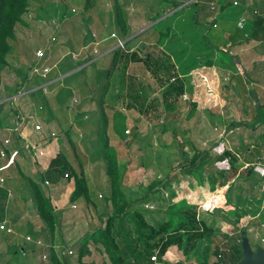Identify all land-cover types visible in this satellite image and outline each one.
<instances>
[{
	"label": "rangeland",
	"instance_id": "374dc122",
	"mask_svg": "<svg viewBox=\"0 0 264 264\" xmlns=\"http://www.w3.org/2000/svg\"><path fill=\"white\" fill-rule=\"evenodd\" d=\"M81 1L82 0H79L78 4H81ZM175 1L177 4L181 1V5L177 8H172L174 4L173 2ZM91 2H94V0H91ZM118 2L120 3L121 7L125 6L130 8L133 7L134 9L137 8L135 10H137L139 15H141L145 24V26H140V30H144L145 35H149L151 39H153V37L156 35L155 32H162L163 29H166L167 31L170 29V26L181 29L185 33L187 31L191 32L190 30H194L197 31L195 35L198 36L195 38V40H204L205 44L202 46V48H204V46L208 43L215 44L213 41L219 39L220 37L223 38L225 28L229 26V24L231 26L236 24L235 22L240 18V11L242 10V7L232 6L231 0H118ZM209 3H215V6L211 5L209 7ZM60 4V0H53L52 7L58 8L60 7ZM259 4V1L254 2L252 8L257 11V14H262L264 11V4ZM216 6L218 9L217 12H219V14L221 13V22H219V28L215 29L212 28V26L211 28H208L209 25L205 24L204 19L206 16H209V14L215 13V11L210 10L212 7L216 8ZM72 7H75V9L77 8V13H72L70 9L71 7H68L66 8V12L64 13L63 17L58 19L55 17V19L59 21V27L60 25H65L69 26V28H72L71 24L73 23V20L82 16L78 7ZM105 8L104 2L98 6L97 11L102 9V11L105 12ZM142 9H144L145 13ZM253 9L252 12L254 11ZM32 13L37 14L33 11ZM97 13L100 14V12ZM254 16L256 15H253V17ZM105 19H110L109 13L106 15ZM105 19V31L106 33H109L112 27L111 24L107 23ZM207 20H209V18ZM26 23V27H16V37L10 42L11 51L7 57V65L0 68V139L3 140L2 135L4 134V127L10 125L7 122V118H11V115L15 113L14 110L12 111V109H10L11 107L9 105H2L4 102L3 100L9 97V103H11V101L15 102L13 97L18 95L23 96L26 91H30L27 94V96H29L28 98L32 99L34 97V102H36L38 105L37 99L39 97L43 98L44 95H46H42L43 92L41 89H39V87L41 84H47L45 83L47 80H43L36 76L35 73H32L35 71L32 69V67L35 66L36 68H40L43 64L49 65L51 67L55 65V69L51 70L52 73L50 72L51 75H48V80L52 79L50 77L54 76L57 71L61 74L59 78L62 77L64 81L61 84H56L54 86L50 84L47 86V92L53 94L54 90H56V92H58L57 99L59 104L63 103V105H60V109L63 108V110H61V130L56 131V133L60 134V136L56 139V141L60 143L59 151L62 150L61 153L66 157V159L68 158L67 162L69 168L72 167L71 165L73 164L77 173L82 170V176L86 180L85 184L89 195L88 199L83 196L86 201L85 204L82 202L83 198H80L79 202H81V207H78L76 211L73 212L74 214L70 215V219H73L72 225H69L68 228H64V230L61 229V231L59 230V232H57V226H59L61 217L59 216V218L54 221V226L49 229L52 232L51 237H49L48 234L45 235V232H40L39 235L45 240H50L51 238L52 243H54L53 241L57 239V245H72L71 247L73 255L67 259V263L76 264V260L78 259L76 250L78 248L77 246H79V243L76 245H73V243L78 239H83V237L89 233V231H94L97 227H100L102 220H100L99 215L107 213L113 208V204L109 196V191L111 189L110 179L106 173V175L104 174L105 163L103 164L102 160L100 159L102 157V150L98 139H101V135L98 131V128H79L78 126L76 128V126L73 127V125H70L69 121H72V115L70 120L68 116L67 118L62 116L63 113L69 112V110L65 108L64 102H66L71 95L77 97L80 96L78 93L79 87H77L74 83L75 77H71L70 79L66 78V75H69L67 73L71 71L73 72L70 74L74 73L75 70H77V68L80 67L85 61L83 59L79 61L72 59L71 62V59H66L67 57H65V60L62 63H60V60V64L56 63L55 61L63 53L68 51H76V53H78L81 40L78 41V44L61 50V46H65V44L61 45V29L57 31V41L53 43L49 41L51 30L46 23L37 22L34 17L27 19ZM70 31L73 33L74 30L71 29ZM77 38L79 40V37ZM77 38L75 37L74 39L77 40ZM101 39L102 38H99V36L97 37V40ZM114 41V46L116 47L117 39H114ZM75 43L77 42L75 41ZM205 47L207 48V45ZM51 48L52 50L50 51ZM37 49H41L43 52H45L44 59L38 60L35 57V52ZM103 50L104 45L99 46V49L97 48V55H94V59L90 62L91 65L86 64L87 68H91V70L89 69L91 72L86 74L90 81H92V78L95 80L97 77L95 82H91V88H99L100 85L104 84L105 82L111 81V78L109 76L107 77L106 74L108 73V69L110 70L111 64L113 62L111 64L110 62H107L108 56L106 54L102 55V53H100ZM117 50L120 51L119 48ZM86 52H91V48ZM50 53L52 56L50 55L51 57H48V54ZM90 56L93 55L90 54ZM183 56L184 55L175 56L179 66L180 57ZM215 57L219 60L226 59L224 54H220L218 56L216 52H212L209 59L213 61ZM194 62L199 63L197 59H195ZM256 63L257 62H255V64ZM262 63L264 64V61H262ZM80 68H78L80 71L83 69L86 70V68H81L82 70ZM188 71L191 73L188 84H195L196 89L198 90H201L202 87L195 81L202 80L201 82L203 83L204 80L205 83L203 84H205V88L206 86L212 88L214 80L217 84V79L223 77L221 74L217 75V70L214 69L207 71L206 68L200 67L198 69L190 68ZM112 72H114L113 69H111V74ZM205 72H211L215 78L209 76ZM192 73L196 74L192 75ZM117 74L119 73L117 72ZM199 74H202L203 77H201V75L199 76ZM230 76L231 75L229 74V77ZM121 81H123V79ZM35 82L36 86L39 84L37 88L35 85H33ZM94 83L97 84L94 85ZM234 85H236V83ZM34 87L36 91L33 89ZM9 88L12 89L8 93ZM247 88L248 93L245 97L243 94H241V91L239 90L240 88H238V98H244L243 101L247 99L248 105L251 106V111L249 106L245 105L243 113L246 115L232 117V119L229 120L226 119L227 122L225 124L222 123V118L219 119L213 115H207L205 117H197L192 115L191 119L189 120L188 117H186L185 112H183V116H180L178 121L176 120L177 124H174L173 122L172 126H167L165 130L161 129L162 125L160 124L159 117L156 120L154 117H143L142 119L144 122L142 126H139L140 128H132L129 126L128 128L115 129L117 133L122 132L124 136V142L122 141L119 143L120 146L117 149V152L119 154L118 157L120 162H125V164H123L125 169L122 170L121 176L118 178V183L120 188H122V193L124 194L125 199H139L148 191L153 189L152 199L150 202H148V205H152L153 208L145 209V204L137 205V209L141 212L146 224L154 227L158 222L166 221V211L168 210V206L185 201L188 205L195 208V214L198 215L201 220H204L207 226H211L213 223L216 226L211 231V233L206 234L205 243H200V246H195L198 248L194 249L193 253L183 256L180 252L173 251L175 255L172 254L174 256L172 257V260L168 261L167 259H161L155 264H171V262H175L180 259H182L184 264L215 263L217 260H219V258L215 256L214 248L216 246H222V252L226 250L223 246L227 244L226 237L229 238L230 235L232 238L239 239L240 242L245 236L248 239L249 245L253 251H255L257 248L264 247V242H262V239H264V179L255 172H252L251 175L247 176L241 173L234 177L232 175V168H228L227 163H222L227 161V157L223 154L224 152H227L230 154V156H234L232 152L226 149L228 146L226 144L217 143V145L214 147L208 148L206 145L207 139H215V141L221 140V137H218L221 134L219 133V129L225 128V125H229L227 128H235L231 127L230 124L232 122H239L241 124V126L238 127L240 131H243L240 133V136L242 137V140L246 142L243 144L244 149L246 150H233L239 154L240 159L243 160L244 155H247L248 152L254 150H249L247 147H250L254 144H257L258 146L261 145L258 144L261 142L258 133L252 132L251 128H259V130L262 129L264 132V105L261 107L259 105V107L255 108V111H257V115H255V117L250 115L253 112L254 104H256L255 99H258V103L261 101V91L254 88L252 84L247 85ZM31 90H34V92ZM205 91L206 89H204V92ZM92 92L94 91L92 90ZM30 94L34 95L30 96ZM210 95H212V93ZM100 98L101 96H97L95 100H99ZM118 101L119 102L115 104V106L118 107L117 109H121L119 104L122 102L124 104L122 107L126 108L125 98H121ZM72 102L73 101L71 100V104ZM40 107L42 109V106ZM184 107L185 106H183V108ZM97 109L99 108L97 107ZM73 110L74 109L72 108V111ZM187 120H189L190 123H193L192 128L187 127ZM254 121L259 125L253 127ZM239 129L237 132H240ZM79 132L83 134L82 140H79L78 138ZM133 133H136L135 139H132ZM16 134H19V132L8 133V135L12 137H14ZM37 134L40 133L37 132ZM110 134L112 135L113 133ZM139 134L141 139L138 140ZM261 134L264 136V133ZM238 135L239 134H236L235 136ZM26 140L22 138L20 141L27 147V144L29 145V143ZM230 142L237 144L238 138H232ZM128 143L130 145H127ZM2 144L3 141H1V147ZM6 147H9V145ZM39 147L42 148L41 144L38 146V148ZM19 149L20 156L27 155L28 151H30L28 148L23 149L20 147ZM209 149L211 150L210 153H212L211 156L213 159L208 161L203 166L202 173L198 175L199 178L195 176L192 178V176L189 175L185 176L181 172L183 151L187 154V157H190L193 153H203ZM262 151L264 153V150ZM224 158L226 159L224 160ZM5 160H7V158L3 159L0 157V165ZM234 161L236 163L238 162V165L241 166L238 159H234ZM78 165L82 168L81 170L78 168ZM262 165L264 166V163H262ZM22 173H24L23 170ZM22 175L26 176V178H23L22 182L29 183L28 178L30 175L26 173ZM0 176H4L10 181L14 179L12 178L13 176L8 175V173L5 174L1 172ZM5 178L3 179L5 180ZM212 180H215L216 182H213ZM18 186L19 185H15L11 187L8 185V183H6V181L5 183L0 184V191L4 193L5 196L3 198L4 201L1 200L3 201V209L0 208V223L2 221L7 222L5 220L6 209L8 203L12 201L6 195V191H9L12 197L15 198L19 195ZM41 188L43 189V186H41ZM44 188L47 191L51 187L49 186L48 188ZM213 188L214 190H212ZM45 193L46 197L50 198L49 195L51 194V191L50 193ZM67 210H69V213L73 211L70 209V206L67 207ZM121 228V232H118L115 225L113 228L112 236L114 237L113 242L117 243L116 249L109 245L107 239L104 240V245L100 243L96 244L90 241L88 244L89 254L82 257L83 264H134L132 259L137 256L139 249H142L143 245H146L145 241L142 239L144 237L142 234L148 233V231L144 229L142 231L141 229L138 230L139 224L129 216H126L122 220ZM23 232L24 231L19 230L16 233L17 238H19L21 241L20 243L22 247L23 245L27 247L26 243H23L25 235V232ZM242 232H244V235ZM19 233H23V235L20 236ZM29 234L32 238H35V235L32 232H29ZM124 235L127 236L129 243L124 240ZM2 239L3 243H7L8 240L6 241L4 237H2ZM46 242L48 243L49 241ZM17 249H20V247H17ZM12 254L13 257L17 259L20 256L19 250L18 253L14 254V252H12ZM33 254L34 257H36V260H30V264H51L49 259L50 255L47 252H44V255L47 258L44 260H42L41 257L35 255L36 253ZM60 254L57 253V255H54L61 264ZM136 264L139 263L136 262Z\"/></svg>",
	"mask_w": 264,
	"mask_h": 264
},
{
	"label": "crops",
	"instance_id": "0c3cea01",
	"mask_svg": "<svg viewBox=\"0 0 264 264\" xmlns=\"http://www.w3.org/2000/svg\"><path fill=\"white\" fill-rule=\"evenodd\" d=\"M231 1L232 3L237 1L239 3V6L237 7H242V10L240 11V18L243 17L246 19L245 28L242 30L237 28V23L240 18L236 20V24L234 26H231L229 23H227L229 26L225 28L223 38L220 37L219 39L213 41L215 44L208 43L206 44L207 48L205 47L206 45L204 48H202V46L205 44L204 40H195V38L198 36L195 35L197 31L194 30H190L191 32L187 31L185 33L181 29L170 26V29L167 31L166 29H163L162 32H155L156 35L153 37V39H151L149 35H145L144 30H140V26H145V24L141 15H139L138 11L135 10L137 8L134 9L133 7L130 8L125 6L121 7L118 0H94V2H91V0H82L81 4H78L79 0H60L61 4L58 8L52 7L53 0H31L30 10L37 13L38 19L40 18L44 20L55 19V17L57 19L61 18L66 12V8L71 7L70 9H75V7L72 6L78 7L82 16L73 20V23L71 24L72 28H69V26L60 25L58 31L61 29V45L65 44V46H61V50L78 44V41L81 40L79 44V52L76 53V51H68L63 53L55 62L59 63L60 60L62 62L64 58L68 57L70 54H78L79 56L77 61L83 59L85 62L82 63L80 67L86 68V70L83 69V72V70L78 67L82 71L77 68L74 73L70 74L73 72L71 71L67 73L69 75L65 74L67 76L66 78L71 79V77H75L74 83L77 87H79L78 93L80 96L77 97L71 95L70 98L64 102L65 108L68 109L69 112L63 113L62 116L65 118L68 116L69 120L73 116V122L69 121V124L73 125V127L76 126L77 128L78 126L79 128H98V131L101 135V139H98L99 143L101 144V150L103 149L104 144L107 143L108 146L112 147L117 154V170L119 176H121L122 170L125 169V166H123L125 162H120L117 149L120 146L119 143L122 141L124 142V136L122 132L117 133L115 128H128L129 126L132 128H140L139 126H142L144 122L142 119L143 117H154L155 120L159 117L160 124L162 125L161 129L165 130L167 126H172L173 122L174 124H177L176 120L178 121V118L183 116V112H185L186 117H188L189 120L191 119L192 115L197 117L213 115L219 119L222 118V123L225 124L227 122L226 119L229 120L232 119V117L246 115L243 113V109L245 105H248V100L245 99V101H243L244 98H238V88H240L239 90L241 91V94H243L245 97L248 93L247 85L249 84H252L254 88L261 91L262 101L258 103V99L256 98V104H254L253 112L252 114H249L255 117V115H257L255 108L259 107V105L260 107L264 105V64L262 63V61H264V41L260 39L255 40L247 38L249 34L248 29L251 28L250 22H252L256 16L264 17V11L262 14H257L253 17L252 7L254 2L259 1V5H262L264 4V0ZM104 2L106 7L105 12H103L102 9L97 11L98 6ZM173 3L174 4L172 8H174L175 4H177L176 1ZM211 5L215 6V3H209V7ZM142 10L145 13L144 9ZM217 10L218 9L216 6V8L210 10L215 11V13H211L209 16L205 17L204 22L205 24L209 25L208 28H211V26L215 29L219 28V22H221V13L219 14ZM77 11L78 10H76V13ZM97 12H100V14ZM108 13L110 16L109 20L105 19ZM208 18L209 20H207ZM104 19L107 23L111 24L112 29L109 31V33H106L105 31L106 23ZM247 23L250 24L248 25L250 26L248 29ZM213 25H215V27H213ZM120 27L122 28V31L120 30ZM71 29L74 30L73 33L70 31ZM120 31L122 33H120ZM50 33H52V31H50ZM167 33V38L161 43L160 37L166 36ZM111 34H114L117 39L120 38L124 41L123 48H119L120 51L117 50L118 48H115V38H111ZM98 36L102 39L96 40L95 38ZM75 37H79V40L78 38L75 40ZM75 41L77 43H75ZM95 42H98L97 46L95 45ZM102 45H104V50L100 53H102V55L106 54L108 56V63L110 62L111 64L113 62L111 67H113L114 72H112L110 76L111 81H107L108 89L103 98V105L100 107L97 100H95L99 95L95 92H92V90H95L94 87L91 88V82H95L97 77L95 80L92 78V81H90L86 74L91 72V68H87L86 64L91 65L90 62L94 59L92 49L95 48V46L99 49V46ZM90 48L91 52H86L87 50H90ZM51 50L52 48L50 51ZM112 51H115L116 53L118 52L115 58H113L114 54ZM212 52H216L218 56L220 54H224L227 60H219L215 57L213 64L209 66L207 62L211 60L209 58ZM90 54L93 56H90ZM176 55H184L183 57H180V66L177 64V59L175 57ZM195 59H197L199 63L194 62ZM190 61L191 63L189 64ZM255 62L257 63L255 64ZM200 67L206 68L207 71L212 69L217 70V75H223L222 78L217 79V84L214 80L213 87L210 88L212 90V95H210L211 93H206V91L204 92V89L206 88L201 82L202 80L195 81L202 87L201 90L196 89V86L193 83L188 84L189 77L191 75L188 70H190V68L198 69ZM117 72L119 74H117ZM194 74L196 73H192V75ZM206 74L215 78L211 72ZM229 74L231 75L230 77ZM200 75L203 77L202 74H199V76ZM59 76H61V74L56 71L54 76L50 77L52 79L48 80V82H50L52 86L61 84L64 81L62 77L59 78ZM171 78H178V80L182 82L184 90L178 98L174 96L168 97V103H170V106L172 104L173 105L170 108H167L166 102L163 99V94L165 90H167V85L170 83ZM122 79L123 81H121ZM235 83L236 85H234ZM96 84L97 83H94V85ZM33 85L36 86V82ZM38 86L39 84L36 87ZM11 89L12 88L8 89V93L11 91ZM131 90L136 91L137 96H139L141 100H144L145 102L143 101L142 104L139 102L141 100L138 102H131L129 97ZM28 92L30 91H26L23 96L18 95L13 97L15 102L11 101V103H9L10 101L8 100H10V98L7 97L2 103V105H9L11 107L10 109H12V111L14 110L15 113L11 115V118H7V122L10 125L4 127L5 130L4 134L2 135L3 140L0 139V150L3 148L6 152V157L3 159L7 158V160H5L0 165V173H8V175L13 176L12 178L14 179L10 181L4 176H0V178H5V180L3 179V183L6 181V183H8V185L11 187L19 185V195L17 196L18 198L15 197L11 199L12 201L8 203L6 209L5 220L7 222H5V224L7 227L13 230V234H7L5 231H0V264H30V260H36V257H34L33 253H36L35 255L41 257V259L44 260V252H47L50 255L51 250L56 255L57 253H61V260H63L65 257L68 259L73 255L71 247L72 245H57V239L53 241L54 243H52L51 238L50 240H45L40 237V232H45V235L48 234L49 237H51L52 232L49 230L46 223L39 217L37 211V201L35 202V193H37V191L42 195L44 194L45 196V192L50 193L51 191L49 199L51 200L52 205H54L56 213L59 214L58 218L61 216L59 226H57V232H59V230L61 231V229L64 230V228H68L69 225H72L73 219H70V215L74 214L73 212H75L78 207H81V202H79L81 197L75 201H70L72 191L74 190V180L72 178L69 180L66 178L61 179V181H59L57 184L49 183L51 188L47 191L44 187L48 188L49 186H45L43 184V180H45L43 178V174L45 173L46 168H48L50 160L55 157L57 151L60 150V143L56 141L60 134H57L56 131L61 130V110H63V108L60 109V105H63V103L59 104L58 102V92L54 90L53 94L48 92V94L44 93L46 95L42 94L44 97H39L37 99L38 105L36 102H34V97L32 99L28 98ZM32 95L34 94H30V96ZM183 96H185V98H183ZM121 98H125L126 108L122 107V105H124L122 102L119 104L121 106V109L119 110L115 104L119 102L118 100ZM70 99L72 101L76 100L77 103L74 104L72 102L71 104ZM40 106H42V109H39ZM183 106L185 107L183 108ZM97 107L99 109H97ZM72 108L74 109L73 111ZM249 109L251 111V106H249ZM18 115L24 119V122L20 126H17ZM163 118H167L166 123H162L161 120ZM189 120H187V127L192 128L193 123H190ZM37 125L41 126V129L37 130L40 134H37L35 131V127ZM230 125L231 127L235 128H227L229 125H225V128L219 129V133L221 134L218 137H221V140L215 141V139H207V147H214L217 145V143L226 144L228 146L226 149L232 152L234 156H230L228 153L224 154L227 157V159L224 158V160L226 159L227 161L222 163H227L228 168H231L232 166L236 167L237 165V175L244 172V166L246 164H260L263 166L262 163H264V153L262 150H264V136L261 134L264 133L263 130H259V128H251L252 132L258 133L259 138L261 139V142L258 144L261 145L258 146L257 144H254L250 147H247L249 150H254H251L247 153V155H244L242 160L240 159L239 154L233 151L242 149L245 150L243 144L246 142L243 141L242 137L240 136V133L243 131H240L238 128L241 126V124L239 122H232ZM238 129L240 132H237ZM12 132H19V134H16L14 137L9 136L8 133ZM110 133L113 134L111 135ZM52 134L55 136L52 137ZM236 134L239 135L235 136ZM133 135L134 133L132 134V139ZM82 136L83 134L79 132V140L83 139ZM22 138L24 140H29L26 141L31 145V150L28 151L27 155L20 156L19 148H28V146L26 147V145H23V143L20 141ZM232 138H238L237 144L230 142ZM6 139H8L10 142L9 147L3 146V144L1 147V141ZM139 139H141L140 134L138 140ZM39 144H41V146L42 144L46 146L38 148ZM127 145L130 144L128 143ZM61 151L59 152L61 153ZM207 152L212 155V153H210V149ZM12 155V162L7 163L8 158H10ZM210 158L211 160L213 159L212 156ZM100 159L102 160L103 164H106L103 154ZM234 159H238L241 166H239L238 162L236 163ZM105 164L104 174H107ZM79 165L78 168L81 170L82 168ZM71 166L72 167L70 168L69 173L71 174L73 171L77 172L75 166L73 164ZM22 170L24 173L30 175L28 178L29 183L22 182L23 178H26V176L22 175L24 174L22 173ZM81 171H79V173ZM41 186H43V189ZM120 189L122 191V188ZM8 192L9 191H6V195ZM87 193L89 195V192ZM82 202H84V204L86 203L84 198L82 199ZM68 206H70V209L73 210L71 213H69V210H67ZM72 206H75V208H72ZM104 222L105 218L100 223V227L104 225ZM19 230L25 232H23L25 234L24 237L30 236L29 232H32L35 235V238L33 239L42 240L44 246L36 247L26 243L27 247L24 245L22 247L20 243L21 241L19 238H17L16 234ZM90 232L92 231H89V233ZM23 233H19L20 236H22ZM2 237H4L6 241L8 240L7 243L2 242ZM230 237L232 236L230 235L229 238ZM81 240L82 239H78L73 243V245H76ZM46 241L49 242L47 243ZM17 247H20V249H17ZM65 249L70 250L72 254L68 255ZM18 250L19 253L20 250H24L25 256H22L20 253L18 259L13 257L12 252L15 254L18 253ZM172 254H174L173 251L169 252L166 254L164 259H167L168 261L172 260V257H174ZM179 262H182V259L171 262V264H177ZM182 263L184 264V262Z\"/></svg>",
	"mask_w": 264,
	"mask_h": 264
},
{
	"label": "trees",
	"instance_id": "16d2710c",
	"mask_svg": "<svg viewBox=\"0 0 264 264\" xmlns=\"http://www.w3.org/2000/svg\"><path fill=\"white\" fill-rule=\"evenodd\" d=\"M30 2L31 0H0V68L7 65V57L11 51L10 42L13 41L16 37V27H26L27 19H29L31 16H34L36 20L40 19H38L37 14H33L32 10H30ZM180 5L181 2L175 4L174 8H177ZM248 25L250 24L247 23V26ZM249 27L250 26H248L247 29ZM120 30L122 31L121 27ZM248 30L249 34L247 38L255 40L260 39L264 41V17L256 16L251 22V28H249ZM121 31L120 33H122ZM167 35L168 33L166 34V36L160 37L161 43L167 38ZM112 53L114 54L113 58H115L117 53ZM66 59L71 58H69L68 56ZM207 64L211 66L213 64V61L209 60ZM111 69H113V67H111L110 70L108 69V73L106 74L107 77H110ZM107 89L108 84L107 82H105L104 84L100 85L99 88L96 87L94 90L95 93L101 96V98L97 100L100 107H102L103 105V98L106 94ZM183 90L184 86L182 82L178 80V78H176L174 82L167 85V90H165L163 94V99L166 102L167 108H170L173 105L172 104L170 106V103H168V97L174 96L178 98L183 93ZM130 92L131 93H129V97L131 102H138L139 100H141V98L137 96L136 91L131 90ZM143 101L144 100H141L139 102H141L142 104ZM166 119L167 118H163L161 120L162 123H166ZM258 125V123L254 122L253 127ZM35 131L38 132L36 128ZM135 137L136 133H134L133 139H135ZM29 146L31 145L29 144ZM44 146L46 145L42 144V147ZM226 153L227 152H224L223 154ZM102 154L106 161V172L110 179L111 189L109 191V196L110 200L112 201L113 208L108 214L104 213L99 215L100 220H103L105 218L104 225L102 227L96 228L90 233H87L79 242V246H77L78 248L76 250V255L78 256L76 264H83L82 257L89 254L88 244L90 241L96 244L100 243L104 245V240L107 239L109 245H111L112 248L116 249L117 243L113 242L114 237L112 236L113 228L115 225L118 232H121L122 220L126 216H129L139 224L138 230L141 229L142 231L144 229L148 231V233L142 234L144 235V237L141 238L145 241L146 245H143L142 249H139V252H137V256L132 259L134 264H136V262H138L139 264H153L150 260V257L153 255L154 251H157L158 260L164 259L166 254L171 251L180 252L183 256H186L189 253H193L194 249L198 248L195 247L196 245L200 246V243H205L206 234L211 233V231L216 226L214 225V223L211 226H207L206 222L204 220H201L198 215L195 214V208L188 205L185 201H181L168 206V210L166 211V221L158 222L154 227L146 224L141 212L137 209V205H146V203L150 202L153 195V189L148 191L139 199L126 200L118 183L119 173L117 170V154L115 150L112 147L108 146L107 143H105L102 149ZM182 155L183 163L181 166V172L185 176H192V178L194 176L199 178L198 175L202 173L203 166L208 161H211V155L207 151L203 153H193L190 157H187V154L183 151ZM70 168L66 157L62 153L57 151L55 157L50 160L48 168H46V171L43 174V178L49 183L57 184L61 179H64L66 175L67 180L71 178L74 180V190L72 191L70 201H75L82 196L88 199V191L85 184L86 180L85 178H83L82 172L77 173L73 171V173L70 174ZM231 168L232 175L234 177L237 176V166H232ZM252 172L254 173L252 168H246L242 173L247 176L251 175ZM212 181L216 182L215 180ZM212 190H214V188ZM35 195L36 198H34L35 202L37 201L36 203L39 217L46 223L47 227L51 229V227H53L55 224L54 221L58 218V213H56L51 200L44 194L42 195L37 191ZM4 197V193L0 191L1 209H3ZM242 233L244 235V232ZM124 236V240L129 243V240H127V236ZM226 238L227 244L223 246L226 250L222 252V246H216L214 248V254L219 258V260L212 264H235L241 260L242 245L240 240L232 237ZM49 259L51 261V264H60V261L57 260L52 250L50 251ZM63 263L68 264L66 257L61 260V264ZM177 264L183 263L179 262Z\"/></svg>",
	"mask_w": 264,
	"mask_h": 264
},
{
	"label": "built area",
	"instance_id": "2783aa9c",
	"mask_svg": "<svg viewBox=\"0 0 264 264\" xmlns=\"http://www.w3.org/2000/svg\"><path fill=\"white\" fill-rule=\"evenodd\" d=\"M232 5L234 7H237V6H239V3L237 1H234L232 3ZM212 9H214V8L212 7ZM71 12L72 13H76V10L75 9H71ZM253 15H257V11H253ZM31 17H34V16H31ZM36 21L37 22L46 23L48 25L49 29L52 31V33L49 35V41L55 43L57 41L56 33H57L58 29H59V21L57 19H50L48 21H45L44 19H40L39 21L38 20H36ZM245 21H246L245 18H243V17L240 18L238 23H237V28L240 29V30L244 29L245 28V24H246ZM213 27H215V25H213ZM93 37H94V35H93ZM110 37L117 39V37L114 34H111ZM95 39L97 40V37ZM95 45L97 46L98 42H95ZM96 46H95V48L92 49L93 55H96L98 53ZM123 46H124V41L120 40V39H117V45H116L115 48H121L122 49ZM69 56H70L71 60L74 59L75 61H77L79 55L78 54H70ZM35 57L38 60H42V59L45 58V52H43V50H41V49H37V51L35 52ZM48 57H50V54H48ZM32 69L35 70L32 73H35L36 76L40 77L43 80H47L45 82L47 84H45V85L41 84V86L39 87V89H41L43 93H47V91H48V87L47 86L50 85V82H48V75L50 74L52 69H55V65H53L51 67V66L43 64L40 68H36L34 66V67H32ZM174 80H175V78H171L170 79V83L174 82ZM203 83H205L204 80H203ZM33 89L35 90V88H33ZM34 90L33 91L31 90V91L34 92ZM206 92L207 93H212V90L210 89V87L206 86ZM183 98H185V96H183ZM73 103L76 104L77 101L73 100ZM39 109H41V107H39ZM23 122H24V119L20 115H18L17 126H20ZM35 128H36V130H40L41 126L37 125ZM54 136L55 135L52 134V137H54ZM9 143H10L9 140L6 139V140L3 141V146L9 145ZM27 146H28V150H31V146H29V145H27ZM39 154L41 155L40 152H39ZM0 157L1 158L6 157L5 149L0 150ZM11 158H13V155L10 158H8V162L7 163L12 162ZM246 168H252L255 173H257L260 177H262L264 179V167L261 166L260 164H246L244 166V171H245ZM66 177L67 176L65 175V178ZM3 182H4L3 178H0V184H2ZM43 184L45 186H49V182L46 181V180H43ZM7 196H8V198H10V200L13 199L12 195L10 194V192L7 193ZM144 207H145V209H152L153 208L152 205L149 206L148 204H146ZM72 208H75V206H72ZM0 231H5L7 234H13V230L6 226L5 221L0 223ZM24 242L27 243V244H33L36 247H43L44 246V243L42 242V240L33 239L30 236L24 237ZM262 242H264V239H262ZM65 251H66V253L68 255L72 254V252L70 250H66L65 249ZM20 253H21L22 256H25V251L24 250H20ZM45 258H46V256H43V259H45ZM150 260H151V262L153 264L158 262L157 251H154L153 255L150 257Z\"/></svg>",
	"mask_w": 264,
	"mask_h": 264
},
{
	"label": "water",
	"instance_id": "95a60500",
	"mask_svg": "<svg viewBox=\"0 0 264 264\" xmlns=\"http://www.w3.org/2000/svg\"><path fill=\"white\" fill-rule=\"evenodd\" d=\"M241 245V260L235 264H264V247L253 251L246 237L241 240Z\"/></svg>",
	"mask_w": 264,
	"mask_h": 264
}]
</instances>
